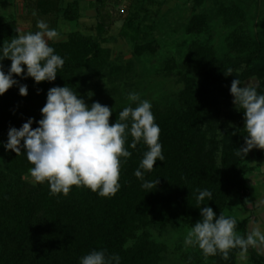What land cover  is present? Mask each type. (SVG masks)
<instances>
[{
	"label": "trees",
	"instance_id": "1",
	"mask_svg": "<svg viewBox=\"0 0 264 264\" xmlns=\"http://www.w3.org/2000/svg\"><path fill=\"white\" fill-rule=\"evenodd\" d=\"M194 1L200 7L207 0ZM109 3L110 0L88 3L95 13V37L76 32L66 41L49 44L65 60L55 81L36 83L31 77L23 79L13 74L18 83L0 95V134L8 139L9 129L21 128L29 118L33 119L32 128L38 127L50 88L68 86L76 92L82 88V74L99 63L103 52L101 41L114 23ZM28 7L36 11L35 17H55L58 23L78 25L84 17L80 0H28ZM223 10L226 18L247 22V12L240 6L226 5ZM6 14L3 17L0 14V47L18 32L21 34L17 18ZM207 27L206 18L195 15L188 32L201 36ZM234 43V48L251 50L246 62L252 69L251 75L255 72L262 77L257 91L264 94V41L247 34L237 36ZM143 50L148 48L140 47L138 54H144ZM9 62V59L0 61L5 74L9 68L4 65ZM189 64L196 70L198 80L183 76L184 88L178 105L151 109L161 129L159 142L165 160L156 161L154 169L144 173V180L138 179L134 173L148 149L143 141L133 149L129 134L125 147L132 155L126 162L121 157V189L113 197H100L86 187L76 186L66 197L50 195L47 182L24 181L33 166L26 154L17 156L9 151L3 170L0 169V264H80L81 258L93 250L118 255L119 264H158L159 245L147 233L138 236L152 220L164 229L173 213L197 222L202 207H211L218 217L234 196L245 202L250 193L247 155H236L237 149L245 146L247 135L243 110L239 111L234 131L222 137L217 134L221 110L233 97L231 82L237 78L242 81L244 77L235 70L237 66L223 65L208 43H192ZM229 68L232 73L225 76ZM20 85H27V96L19 94ZM122 110L112 113L110 123L116 122ZM156 180L159 183L154 189L141 187L145 181ZM197 189L211 191V200L205 198L197 204ZM239 251L231 250L227 260L219 254L217 263L236 264ZM248 252L255 261L264 264V257L250 249Z\"/></svg>",
	"mask_w": 264,
	"mask_h": 264
},
{
	"label": "rangeland",
	"instance_id": "2",
	"mask_svg": "<svg viewBox=\"0 0 264 264\" xmlns=\"http://www.w3.org/2000/svg\"><path fill=\"white\" fill-rule=\"evenodd\" d=\"M89 1L93 0L81 1L84 17L78 25L58 23L55 17H35L29 13L20 16V32H35L37 27L32 29L31 25L44 20L50 29H56L60 34L49 44L66 41L70 34L76 32L95 37V13L88 8ZM226 5L243 8L247 12V22L242 23L230 16L226 18L223 13ZM108 6L114 23L101 41L103 52L99 63L83 72L84 85L77 91L89 106L98 101L112 109L113 113L129 106L127 95L131 92L138 93L141 100H148L152 107L166 108L172 103V106L178 105L184 88L183 76L198 80L196 70L189 64L190 47L194 42L208 43L223 65L237 66L235 70L244 77L242 87L250 78L261 84L262 77L255 72L251 75L252 69L246 62L251 50L246 51L240 46L234 48V41L237 36L247 34L264 41V0H207L200 7L194 0H110ZM195 15H202L207 20V30L201 36L188 32L190 20ZM140 47H147L148 50H143L144 54L140 55ZM10 65L11 62L4 68H10ZM24 68L25 74L18 77L27 79L26 66ZM89 92L93 93L91 98L87 95ZM232 101L233 97L225 102L221 110L217 127L219 137L237 128L240 110ZM7 140L6 135L0 134L1 170L9 157L10 150L4 147ZM245 164L249 196L244 203L234 196L223 214L236 218L237 232L246 237L255 225L264 231V150H250ZM23 179L27 183H35L30 174ZM194 224L185 216L173 213L164 229L152 220L138 236L147 233L159 245L161 260L158 264H218L219 253L205 258L198 247L185 246L187 231ZM249 249L264 257V248ZM236 264L261 263L248 252L245 259L238 255Z\"/></svg>",
	"mask_w": 264,
	"mask_h": 264
},
{
	"label": "clouds",
	"instance_id": "3",
	"mask_svg": "<svg viewBox=\"0 0 264 264\" xmlns=\"http://www.w3.org/2000/svg\"><path fill=\"white\" fill-rule=\"evenodd\" d=\"M32 15H37L35 10ZM36 27L34 33L18 32L0 47V61H11L7 74L0 63V95L18 83L13 74L24 75V66L26 77L36 83L55 81L58 69L63 68L65 60L49 45V41L59 38V32L50 29L44 20H38ZM231 73L229 68L224 75ZM241 85L240 79H233L230 93L235 107L244 113L245 146L236 151L237 156L244 157L253 148L264 150V94H258L259 83L255 78H250L246 86ZM19 94L27 96V85H20ZM87 95L91 98L93 93ZM127 100L129 106L119 112L115 123H110L112 109L108 106L98 101L89 106L70 87H52L41 109L43 118L38 121L39 126L33 129V119L29 118L21 128L11 127L4 147L17 156L26 154L33 165L29 169L31 178L38 184L47 182L50 195L66 197L76 186L86 187L100 197H113L121 189V157L126 162L132 155L125 147L129 134L133 149L141 141L148 149L134 173L138 179L144 180V173L151 172L156 161L165 160L159 142L161 129L155 122L151 103L141 100L135 92L128 93ZM132 103L136 106L132 107ZM158 183L159 180L145 181L141 187L154 189ZM196 191L197 204L205 198L211 200V191ZM200 214L201 219L187 231L184 243L198 247L205 258L219 253L227 260L231 250L239 249V257L245 259L249 248H264V231L259 225L245 237L237 232L236 218L226 217L222 212L217 217L211 207L200 208ZM113 261L119 264L120 257L109 256L106 250H93L81 258L80 264H113Z\"/></svg>",
	"mask_w": 264,
	"mask_h": 264
},
{
	"label": "crops",
	"instance_id": "4",
	"mask_svg": "<svg viewBox=\"0 0 264 264\" xmlns=\"http://www.w3.org/2000/svg\"><path fill=\"white\" fill-rule=\"evenodd\" d=\"M6 13L13 14L17 18L18 27H19L20 26L19 20L21 19L20 16H23L24 14H29V13H31L32 15L33 10L29 9L28 0H1L0 14L3 17L4 15H7ZM31 26H32L31 28L33 29V25ZM19 30H20V27H19Z\"/></svg>",
	"mask_w": 264,
	"mask_h": 264
}]
</instances>
